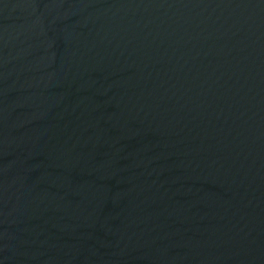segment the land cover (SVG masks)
Segmentation results:
<instances>
[{"label":"water","instance_id":"1","mask_svg":"<svg viewBox=\"0 0 264 264\" xmlns=\"http://www.w3.org/2000/svg\"><path fill=\"white\" fill-rule=\"evenodd\" d=\"M0 264H264V0H0Z\"/></svg>","mask_w":264,"mask_h":264}]
</instances>
